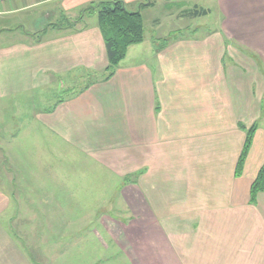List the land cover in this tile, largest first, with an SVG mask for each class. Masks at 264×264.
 Wrapping results in <instances>:
<instances>
[{
	"label": "crops",
	"instance_id": "crops-1",
	"mask_svg": "<svg viewBox=\"0 0 264 264\" xmlns=\"http://www.w3.org/2000/svg\"><path fill=\"white\" fill-rule=\"evenodd\" d=\"M114 1L141 15L143 42L130 46L104 80L107 58L97 20H76L90 4ZM173 1L0 0L3 95H40L56 80L76 85L80 78L69 80V71L77 67L88 74L104 70L101 83L87 85L76 108H65L61 100L41 109L47 114L43 125L77 149L81 143L98 156L97 164L109 162L111 171L117 165L120 176H134L118 195L132 214L131 228L151 231L143 239V260L264 264V191L253 201L250 193L264 165V0H213L217 31L170 42V33L163 36L172 31L165 21L199 18L181 9L151 17ZM161 26L164 32L157 33ZM146 32H153L148 40ZM108 143L122 157L108 161L109 155H101ZM5 224L0 264H16V241ZM9 254L14 260L4 256Z\"/></svg>",
	"mask_w": 264,
	"mask_h": 264
},
{
	"label": "rangeland",
	"instance_id": "rangeland-1",
	"mask_svg": "<svg viewBox=\"0 0 264 264\" xmlns=\"http://www.w3.org/2000/svg\"><path fill=\"white\" fill-rule=\"evenodd\" d=\"M196 8L209 13L165 21L162 25H170L172 31L163 36L170 33V42L190 37L200 40L218 30L219 12L213 0H174L150 14L153 18L177 9L188 14ZM92 18L96 20V15ZM163 26L157 33L164 32ZM151 36L153 32H146L147 40ZM162 38H156V45H161L163 40L158 39ZM143 51L140 54L146 61ZM86 71L71 69L69 80L79 77L78 84L68 87L56 80L41 97L35 90L3 95L0 83V207H7L0 212V224L8 223L5 230L16 241L15 260L12 254L4 255L16 264H148L143 260V239L151 237V231L131 228L132 214L118 195L134 176H120L117 165L111 171L109 162L97 160V164L98 156L81 148V143L77 149L43 125L42 113L47 114L41 109L61 100L65 108H76L87 85L101 83L104 70ZM87 125L96 129L94 123ZM115 145H103L101 155H109L108 161L122 157ZM111 151L115 156L110 157Z\"/></svg>",
	"mask_w": 264,
	"mask_h": 264
},
{
	"label": "trees",
	"instance_id": "trees-1",
	"mask_svg": "<svg viewBox=\"0 0 264 264\" xmlns=\"http://www.w3.org/2000/svg\"><path fill=\"white\" fill-rule=\"evenodd\" d=\"M96 15L97 26L101 33L106 58V76L104 80L110 79L119 63L125 58L127 49L130 46L138 45L143 42V22L138 12H128L120 1L99 2L90 4L82 12L76 22H80L84 15ZM203 10L194 9L189 12L190 16L200 17L206 15ZM255 128L252 127L246 132V141L241 156L237 163V173L242 168L245 157L251 146ZM264 191V165L259 170L256 180L250 188L251 201L256 194Z\"/></svg>",
	"mask_w": 264,
	"mask_h": 264
}]
</instances>
